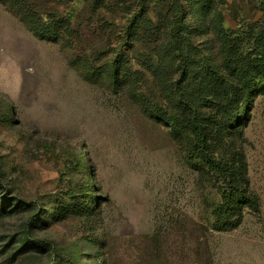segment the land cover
<instances>
[{
	"label": "rangeland",
	"instance_id": "1",
	"mask_svg": "<svg viewBox=\"0 0 264 264\" xmlns=\"http://www.w3.org/2000/svg\"><path fill=\"white\" fill-rule=\"evenodd\" d=\"M26 1L48 19L70 20L73 33L40 37L0 1V203L19 202L14 213L0 214V264H264V88L246 96L242 112L261 212L247 211L233 230H214L210 185L166 128L130 98L132 88L123 95L106 73L100 77L107 58L126 47L127 19L141 0ZM218 4L248 61L264 29V0ZM195 38L219 56L211 31ZM87 67L99 70L93 82ZM83 176L93 213L49 215L54 196Z\"/></svg>",
	"mask_w": 264,
	"mask_h": 264
},
{
	"label": "trees",
	"instance_id": "2",
	"mask_svg": "<svg viewBox=\"0 0 264 264\" xmlns=\"http://www.w3.org/2000/svg\"><path fill=\"white\" fill-rule=\"evenodd\" d=\"M0 1L22 15L40 37L59 39L73 33L70 20L48 19L26 0ZM150 2L162 7L155 11ZM218 2L141 0L127 19L122 36L126 47L110 55L100 72L87 67L85 75L93 82L99 73L100 77L106 73L107 82L123 95L132 88L130 98L145 107L153 123L166 128L202 184L210 185L206 201L211 227L229 231L243 222L247 211L261 212L248 175L247 118L242 112L247 108L246 96L264 88V29L254 37L256 51L245 61L226 32ZM187 8L193 23L186 16ZM208 31L220 41L219 56L195 38ZM90 186L84 176L71 183L67 192L54 196L49 215L59 219L91 215L95 203L88 193ZM18 207L19 202L14 205L5 197L0 214H12Z\"/></svg>",
	"mask_w": 264,
	"mask_h": 264
}]
</instances>
